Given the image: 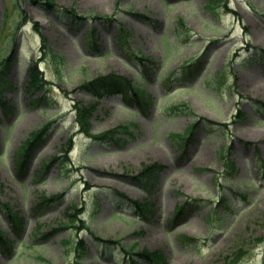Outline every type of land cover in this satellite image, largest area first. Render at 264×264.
Returning <instances> with one entry per match:
<instances>
[{
	"label": "rangeland",
	"instance_id": "obj_1",
	"mask_svg": "<svg viewBox=\"0 0 264 264\" xmlns=\"http://www.w3.org/2000/svg\"><path fill=\"white\" fill-rule=\"evenodd\" d=\"M41 1L0 0V59L11 64L0 96V204L22 218L14 230L0 209L10 242L0 239V264H128L130 256L147 264L135 254L142 250L163 252L166 264H264V54L255 49H264V0H221L215 11L210 0H124L118 11L115 0H52L88 17L74 26ZM94 16L114 17L129 33L125 42L113 22ZM32 60L47 82L27 94ZM108 73L139 83L148 105L79 87ZM93 101V136L130 121L137 127L117 140L79 133L73 104ZM179 103L190 111L170 109ZM49 122L20 171L22 143ZM193 123L189 137L172 136ZM155 162L161 169L149 186L130 179ZM118 192L147 201L150 215H137ZM180 203L186 208L175 218ZM67 213L73 226L62 224ZM90 232L114 243L102 247Z\"/></svg>",
	"mask_w": 264,
	"mask_h": 264
},
{
	"label": "trees",
	"instance_id": "obj_2",
	"mask_svg": "<svg viewBox=\"0 0 264 264\" xmlns=\"http://www.w3.org/2000/svg\"><path fill=\"white\" fill-rule=\"evenodd\" d=\"M121 1L122 0H116V4L120 5ZM210 1L212 2V5H209L210 9H215V7L220 2V0H210ZM51 2L52 1H49V4L46 3V5L49 9L54 11L56 14H61L64 17L73 18L74 23H78L79 21H82V19L84 18L82 16L77 15L76 12L73 10V7H71V6L69 8H63V9L62 8H55ZM105 19L108 20L109 22L115 21L114 19L112 20L110 18H102V20H105ZM116 25H117V30L119 33L118 39L120 40V39H125L126 37H128V32L124 29H121L120 24L116 23ZM89 29H90V32L93 31V28H89ZM139 60H144V59L139 57ZM199 60L200 59H197V61H199ZM145 61H147V60H145ZM0 64H2V63L0 62ZM2 65H0V93H2L3 89L6 87V83H7L6 79H7L8 70H9V63L8 62H6ZM190 66H192V65H189L188 67H190ZM27 78H28V81H27L28 85L26 87L27 91L39 90L45 83V79L43 78L41 71L38 70L36 63H32L31 65L28 66ZM80 87H82L86 91H89L91 94H93L96 97L100 96L99 90H103L105 92L120 93L123 95V100L126 103L131 104L132 101H134L142 109L146 105V103L149 102V99L146 98L145 96H143L139 85L132 84L128 78L121 76L119 74H116V73H108L105 75H98L97 77H95L91 80L85 81L84 83H82L80 85ZM95 109H96V103L95 102H92L89 104H80V105L76 104V105H74L75 121L79 126V130L81 132L87 134V135L90 134L89 133L90 126H91L90 119H91ZM175 109H178V110L183 111V112L189 111V108L184 103H180L178 106H175ZM135 125L136 124L134 122H128L126 124H118L114 128H112L106 132H103V133L99 134L98 136H95V138H98L101 140L102 139H108V140L115 139L114 135H116L118 133H128V134L131 133L128 128L130 126L135 127ZM195 125L196 124H192V126L188 130V134L191 133V131H192V129H194ZM47 128L48 127L45 126L41 130L32 132L30 134V136L22 143V145L20 147V162H19L21 169L24 167V165L27 161V158L29 157L31 151L36 146L38 141L41 139L42 134L44 133V131H46ZM174 136L182 137L184 135L175 134ZM69 147H70V145H69ZM228 167L230 169H232V163L228 164ZM160 168H161V165L159 163H156V162L151 163V164H143L140 171L138 172V174L136 176H133L132 179H136V180L140 181L141 183L144 182V184H146L147 181H149L150 178L153 177L157 173V170H159ZM118 194L120 196V201L129 202L131 207L134 209V211H136V213H138V215L142 216V215L150 214L149 206H147V203H141L140 201L132 200L129 197H127L126 195L119 193V192H118ZM56 197L57 196H53L51 198H42V206L43 205L47 206ZM2 209H4L3 211L5 212L6 216L10 220V222H11L10 224L14 228V230L20 229V227L22 225L21 219L17 218L15 213L6 204H4V208L2 207ZM183 210H184V206L179 205L176 215L177 216L181 215L183 213ZM66 218H67V220L62 221V224L66 225V226H73V224L70 223V222H72L71 221L72 220L71 214L67 213ZM83 227L87 228L88 226L86 224H84ZM92 237L94 238L95 241H102V239L97 237L96 235L92 234ZM0 238H1V240L7 242L5 237H3L2 231H0ZM188 239L194 240L193 238H188ZM103 242L109 244V243H113L114 241L104 239ZM77 244H79L78 249H80V252H83L85 244L80 240ZM100 245L102 247H105V244L100 243ZM130 249L131 250H126V249H124V250L127 253H132L134 248L132 247ZM135 254H138L139 258L142 259V261H143L142 263L147 262V264H165L163 252H161L159 250H155V251L142 250V251L137 252ZM242 254H244V250L240 249V250L233 252L232 255L227 256L226 259H228L229 260L228 262L230 263V262L236 261ZM78 256L81 258L83 256V254H78ZM128 259H129L128 264H140L138 262V260L134 259L133 257L128 258Z\"/></svg>",
	"mask_w": 264,
	"mask_h": 264
},
{
	"label": "bare ground",
	"instance_id": "obj_3",
	"mask_svg": "<svg viewBox=\"0 0 264 264\" xmlns=\"http://www.w3.org/2000/svg\"><path fill=\"white\" fill-rule=\"evenodd\" d=\"M261 91L263 92V94H264V87L263 88H261Z\"/></svg>",
	"mask_w": 264,
	"mask_h": 264
}]
</instances>
